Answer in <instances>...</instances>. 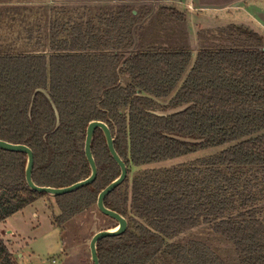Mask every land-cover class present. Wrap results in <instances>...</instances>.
I'll list each match as a JSON object with an SVG mask.
<instances>
[{
    "label": "trees",
    "instance_id": "16d2710c",
    "mask_svg": "<svg viewBox=\"0 0 264 264\" xmlns=\"http://www.w3.org/2000/svg\"><path fill=\"white\" fill-rule=\"evenodd\" d=\"M1 1L0 17L9 21L0 34V139L32 149L36 184L63 187L90 174L86 127L101 120L126 164L124 181L104 205L128 226L98 240L99 263L226 264L202 240L175 241L206 224L231 244L237 264H264V35L230 23L214 47L148 42L137 49L147 6L133 13L126 3L28 8ZM38 9L47 12L44 21ZM158 12L185 20L174 6ZM37 87L57 107L56 129L46 96L36 92L31 99ZM187 102L184 111L154 113ZM91 151L93 182L51 196L28 187L26 153L0 148V223L40 196L54 200L58 213L51 222L58 227L95 208L120 168L99 128ZM200 151L208 152L154 165ZM0 264H19L1 235Z\"/></svg>",
    "mask_w": 264,
    "mask_h": 264
},
{
    "label": "rangeland",
    "instance_id": "374dc122",
    "mask_svg": "<svg viewBox=\"0 0 264 264\" xmlns=\"http://www.w3.org/2000/svg\"><path fill=\"white\" fill-rule=\"evenodd\" d=\"M167 0H10L9 4L26 6L28 8L46 7L51 4L63 5H114L130 4L133 10L147 6L150 13L145 17L143 29L139 30L135 48H141L148 42L162 45L187 46L195 50V46L214 47L219 41H223L225 34L222 27L234 23L247 26L264 35V0H244L245 4L233 7L237 0H210L212 7L203 8L200 11L198 24L200 27L191 26L190 20H171L158 12L161 5ZM196 4L199 1L195 0ZM0 3L2 1L0 0ZM5 4V3H4ZM4 4L0 5V12ZM47 4V5H46ZM171 6L172 4L169 3ZM203 4V1H202ZM198 6V5H196ZM43 11V12H42ZM37 10L41 20L47 18V12ZM197 12V11H195ZM198 13V12H197ZM199 19L193 21H199ZM253 20L252 23H249ZM7 18L0 17V34L4 35L2 28L8 25ZM16 28L15 25L12 26ZM194 27V28H193ZM197 41V42H196ZM208 151H200L193 154L163 161L155 166H170L180 162L191 160L197 156L207 154ZM137 169H132L134 174ZM92 210V209H91ZM91 210L78 214L65 224L58 227L52 224V214L58 213V208L51 197L40 196L25 206L21 211L9 216L5 222L0 223V235L6 241L9 249L14 253L19 264H92L89 253V241L91 238L90 227L93 223ZM100 221L97 230L110 228L117 224L116 221L99 212ZM199 239L207 243L226 264H237V258L231 244L214 233L209 225L200 224L195 228L175 238L177 242H185L188 239Z\"/></svg>",
    "mask_w": 264,
    "mask_h": 264
},
{
    "label": "water",
    "instance_id": "95a60500",
    "mask_svg": "<svg viewBox=\"0 0 264 264\" xmlns=\"http://www.w3.org/2000/svg\"><path fill=\"white\" fill-rule=\"evenodd\" d=\"M132 12L136 13V10H132ZM261 50H264V47H261ZM36 92L43 93L46 96V98L48 99L51 107L53 108L55 118H56L54 129H56L60 125V121H59V113H58L57 107H56L52 97L50 96L47 89H45L43 87H37L34 89L31 99H33V96L35 95ZM191 104H192V102H187V103H184L182 105H178L176 107H172V108H169L166 110H157V111H154V113L157 115H161V116H168V115H172V114L184 111ZM31 105H32V102L30 103V106L28 109L29 113L31 110ZM96 128H99L102 130V132L105 136V140L107 143L108 150H109L112 158L114 159V161L119 166L120 173L115 179H113L103 189L100 190V192L98 193L97 199H96L95 208H93L91 210V212L93 214V216H92L93 223L91 224V227H90V232L92 234H91V238H90L88 246H89L90 260H91L92 264H100L99 258L97 255V242H98V240L103 238V237H107V236L120 235L127 229V226H128V222H127L126 217H124L120 213H118V212H116V211H114V210H112V209H110L104 205V198L106 197V195L108 193H110L119 184H121L127 175L126 164L122 160L120 155L117 153V151L114 147V137H113L112 132H111L110 128L108 127V125L104 121H101V120H91L87 124L85 141H84V152H85V156H86L87 161H88L89 166H90V174L86 178L80 179V180H78V181H76L70 185L63 186V187H52V186L36 184L32 179V169H33V164H34V155H33L32 149L25 144L13 143V142H10L7 140L0 139V148L1 149L26 153L27 161H26V166H25V180H26L28 187L31 190H34V191H37L40 193H47L48 195L56 196V195L75 191V190L79 189L80 187L93 182V180L95 179V177L97 175V166H96V162H95L94 156H93L92 151H91V143H92V138H93L94 131ZM172 137L179 139L181 141H185V142H195L196 141V139L189 138V137H182V136H176V135H172ZM98 212L102 215H105V216H108V217L114 219L117 224L115 226L110 227V228H104L101 230H97V225L100 221V218L97 215Z\"/></svg>",
    "mask_w": 264,
    "mask_h": 264
},
{
    "label": "crops",
    "instance_id": "0c3cea01",
    "mask_svg": "<svg viewBox=\"0 0 264 264\" xmlns=\"http://www.w3.org/2000/svg\"><path fill=\"white\" fill-rule=\"evenodd\" d=\"M197 1H199V4H196L195 0H167L165 5L171 6L169 4L171 3L172 6L182 11L185 15V19H187L188 22L190 20L191 26H194L196 28V27H200L198 26V24L201 22V20H203V19H199L200 18L199 12L202 11V9L205 7L206 9H208L209 7H212L211 5L208 4L211 2L210 0H197ZM202 1H203V4H202ZM240 4H245L244 0H237L236 2H233V5H234L233 7H238ZM195 11H197L198 13ZM193 19L195 20L199 19V21H193ZM252 21L253 20L251 19L249 23H252ZM197 47L198 46H195V50L197 49Z\"/></svg>",
    "mask_w": 264,
    "mask_h": 264
}]
</instances>
